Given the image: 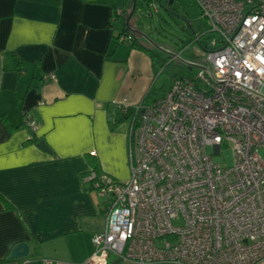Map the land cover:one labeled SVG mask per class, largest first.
Here are the masks:
<instances>
[{"label": "built area", "instance_id": "2783aa9c", "mask_svg": "<svg viewBox=\"0 0 264 264\" xmlns=\"http://www.w3.org/2000/svg\"><path fill=\"white\" fill-rule=\"evenodd\" d=\"M191 1L216 35L197 62L211 77L198 70L173 78L161 97L114 103L120 112L133 107L129 176L90 172L92 189L106 199L105 229L92 237L84 264L264 260V100L256 96L264 94V0ZM24 120L33 132L35 121ZM223 143L230 165L212 160Z\"/></svg>", "mask_w": 264, "mask_h": 264}, {"label": "crops", "instance_id": "0c3cea01", "mask_svg": "<svg viewBox=\"0 0 264 264\" xmlns=\"http://www.w3.org/2000/svg\"><path fill=\"white\" fill-rule=\"evenodd\" d=\"M127 5L0 0V264H84L105 229L106 199L88 177L128 179V122H114V103L141 102L162 58L116 42ZM17 244L26 256L9 259Z\"/></svg>", "mask_w": 264, "mask_h": 264}, {"label": "rangeland", "instance_id": "374dc122", "mask_svg": "<svg viewBox=\"0 0 264 264\" xmlns=\"http://www.w3.org/2000/svg\"><path fill=\"white\" fill-rule=\"evenodd\" d=\"M135 9L128 19V28L139 30L150 42H153L169 52L178 54L182 59L204 62L205 48L209 45L216 35L207 32L204 19L201 18L199 9L191 0H173L171 10L166 11L155 0H134ZM131 8L126 7V19L130 14ZM118 27V22L115 26ZM138 37L141 38L137 34ZM198 38V41L195 39ZM142 44L146 48L153 50L161 57H169L157 51L147 44L142 38ZM188 40H192L187 44ZM171 66L165 71L159 69L155 80V88L161 89L166 83L169 75L179 74L182 77L194 78L198 69L180 67V62L169 57ZM178 77V76H176ZM211 152L209 149L207 150ZM264 160V149L259 151ZM212 160L217 164L230 165L232 153L227 143L221 146V154L212 156Z\"/></svg>", "mask_w": 264, "mask_h": 264}, {"label": "trees", "instance_id": "16d2710c", "mask_svg": "<svg viewBox=\"0 0 264 264\" xmlns=\"http://www.w3.org/2000/svg\"><path fill=\"white\" fill-rule=\"evenodd\" d=\"M155 1H157L166 11H170L171 10V6L172 5H169L168 4V0H155ZM131 5H132L131 4V0H128V5H127L128 8H131ZM118 17L121 18L120 22L122 24L123 29H122V32L118 35V37L116 39V42L117 43H126L127 42L128 44H130V47H134V48H137L139 50H143V51L147 52L150 55L151 58L154 59L153 54L151 53V50L148 49V48H146L145 46H143V44H142L143 41L141 40V38L138 37L137 34H135L133 32H130L128 30V27L125 24L126 14L120 15ZM120 36H126V37H128L129 38V41L119 42L118 39H119ZM191 41L192 40H188L186 46L188 44H190ZM195 41H198V38H196ZM203 49L205 51V48L204 47H203ZM169 59H170L169 57H162L161 59H154V65H155L156 73H159L158 72L159 69L162 70V68H163V71H165V69H167L168 67L171 66V63L172 62L171 61L169 62ZM180 67L190 69L189 67H187V66H185V65H183L181 63H180ZM156 75H158V74H156ZM176 76L182 77L179 74L169 75L168 78H167L166 83L163 85V87L161 89H156L155 87L152 86L150 88V90L148 91V93L146 94V96L143 99V101L149 100L152 97V94H155L156 92H159L161 90H164L168 86L169 82L173 78H175ZM132 111H133V107L132 106H129L125 112L117 111L114 122L115 123H122V122L127 121L128 117L132 113ZM31 141L36 142V140L34 138H32Z\"/></svg>", "mask_w": 264, "mask_h": 264}, {"label": "water", "instance_id": "95a60500", "mask_svg": "<svg viewBox=\"0 0 264 264\" xmlns=\"http://www.w3.org/2000/svg\"><path fill=\"white\" fill-rule=\"evenodd\" d=\"M172 3H173V0H168V4L169 5H171ZM131 4L132 5H131L130 14H129L127 20H125V24H126L127 27H128V24H127L128 23V19H129L131 13L135 9V2H134V0H131ZM129 31H131V32H133V33L138 34L139 36H141V38L147 44L151 45L157 51H160V52L164 53L165 55L171 57L172 59L177 60L178 62H180L181 64H183V65H185L187 67H189L190 69L191 68H195V69H198V70H203L204 72H206L211 77V72H210L209 68H207L206 66H203V65L197 64V63H193V62H189V61H187L185 59L180 58L178 54H175V53L169 52L167 50H164L163 48H161L157 44H155L153 42H150L139 30L129 29ZM256 96L264 100V94H257ZM37 146L40 149H42V150L48 151L47 146L42 141L39 142L37 144ZM26 254H27V246L25 244H17L16 246L13 247L10 255L8 256V258L9 259L21 258V257H25Z\"/></svg>", "mask_w": 264, "mask_h": 264}]
</instances>
